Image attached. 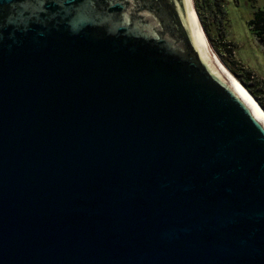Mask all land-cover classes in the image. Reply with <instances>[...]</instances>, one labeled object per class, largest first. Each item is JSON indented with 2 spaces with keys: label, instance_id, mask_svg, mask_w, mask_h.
Segmentation results:
<instances>
[{
  "label": "water",
  "instance_id": "water-1",
  "mask_svg": "<svg viewBox=\"0 0 264 264\" xmlns=\"http://www.w3.org/2000/svg\"><path fill=\"white\" fill-rule=\"evenodd\" d=\"M197 22L0 0V264H264V115Z\"/></svg>",
  "mask_w": 264,
  "mask_h": 264
},
{
  "label": "rangeland",
  "instance_id": "rangeland-1",
  "mask_svg": "<svg viewBox=\"0 0 264 264\" xmlns=\"http://www.w3.org/2000/svg\"><path fill=\"white\" fill-rule=\"evenodd\" d=\"M208 1L212 2V7L219 8L217 16L211 15L210 8L202 9L201 12L206 14L205 17L203 16L205 20L203 23L197 9L196 12L205 36L217 56L237 80L240 81L232 69L240 72L237 68L240 64L250 70L254 78L264 82V51L248 25V20L257 8L264 11V0ZM220 41H224L223 47ZM216 47L223 54L222 56L218 54ZM241 84L245 87L242 82Z\"/></svg>",
  "mask_w": 264,
  "mask_h": 264
},
{
  "label": "trees",
  "instance_id": "trees-1",
  "mask_svg": "<svg viewBox=\"0 0 264 264\" xmlns=\"http://www.w3.org/2000/svg\"><path fill=\"white\" fill-rule=\"evenodd\" d=\"M194 1H195L194 3L197 9V12L199 14V17L201 21H203V23L205 21L203 16L205 17L206 14L201 12L202 9L206 10L207 8H210L212 11L211 15H214V16L218 15L219 8L212 7L211 1H208V0H202V1L194 0ZM248 25L253 30L256 40L262 46L263 51H264V11L262 9L257 8L253 12L252 17L248 20ZM223 42L224 41H220L221 44ZM223 44H222V47L224 46ZM226 48H230V47H226ZM216 49H217L218 54L222 56L223 54L219 51L218 47H216ZM237 68L240 70V72L232 69L233 72L238 76L240 81L245 85L246 89L252 94V96L257 100V102L264 109V82L260 79L254 78L250 70L244 68L242 65L240 64L237 65Z\"/></svg>",
  "mask_w": 264,
  "mask_h": 264
},
{
  "label": "bare ground",
  "instance_id": "bare-ground-1",
  "mask_svg": "<svg viewBox=\"0 0 264 264\" xmlns=\"http://www.w3.org/2000/svg\"><path fill=\"white\" fill-rule=\"evenodd\" d=\"M193 10V9H192ZM194 13V12H193ZM195 16V14H194ZM196 18V16H195ZM197 21V20H196ZM198 24V22H197ZM200 31L203 35V37L205 38L206 42L208 43L209 47L211 48L212 52L214 53V55L217 57V59L219 60V62L224 66V68L231 74V72L228 70V68L225 66V64L220 60V58L217 56V54L215 53V51L213 50V48L211 47L210 43L208 42V39L206 38V34H204V31L202 30V28L200 27V25L198 24ZM231 76L237 81V83L241 86V88L245 91V93L248 95V97L252 100V102L256 105V107L260 110V112L264 115V111L261 109V107L256 103V101L250 96V94L246 91L245 87L237 80V78H235L232 74Z\"/></svg>",
  "mask_w": 264,
  "mask_h": 264
}]
</instances>
